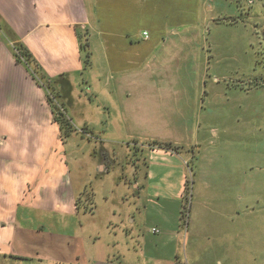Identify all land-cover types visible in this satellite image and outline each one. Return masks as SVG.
Returning <instances> with one entry per match:
<instances>
[{"label": "crops", "instance_id": "crops-1", "mask_svg": "<svg viewBox=\"0 0 264 264\" xmlns=\"http://www.w3.org/2000/svg\"><path fill=\"white\" fill-rule=\"evenodd\" d=\"M236 14L235 0H0V264H182L190 164L202 199L213 140L240 115ZM7 31L92 137L63 138ZM196 227L189 264H234Z\"/></svg>", "mask_w": 264, "mask_h": 264}, {"label": "rangeland", "instance_id": "rangeland-1", "mask_svg": "<svg viewBox=\"0 0 264 264\" xmlns=\"http://www.w3.org/2000/svg\"><path fill=\"white\" fill-rule=\"evenodd\" d=\"M235 9L236 23L243 22L233 29L236 60L241 61H236L227 84L234 87L240 115H234L227 131L220 126L213 140L211 148L217 150V156L207 162L214 166L212 180L217 188L205 194V201L198 198L197 191L194 194L190 164L187 185L192 184L186 187L180 211L182 264H189L186 240L196 223L202 245L224 246L234 264H264V0H235ZM72 124L77 133L92 137L87 128ZM94 142L104 143L98 138ZM94 157L101 158L97 153ZM127 163L124 166L131 165L129 159ZM152 229L163 232L160 226L151 227L154 235Z\"/></svg>", "mask_w": 264, "mask_h": 264}, {"label": "trees", "instance_id": "trees-1", "mask_svg": "<svg viewBox=\"0 0 264 264\" xmlns=\"http://www.w3.org/2000/svg\"><path fill=\"white\" fill-rule=\"evenodd\" d=\"M7 33L9 37L13 39L12 41L15 43L14 49H15L16 60L18 62L24 63L27 66L28 70L31 72L32 76L36 79V81L46 89L48 95V101L54 113V119L60 126L63 138L67 139L69 135L75 131V129L67 114V110L64 103L60 101V94L56 89L55 82L44 74L41 66L38 64V62L33 57L31 52L26 48V46L21 42L15 41L10 31H7ZM80 37H81V48L82 51L85 53V64L86 67H89L91 65V60H90L91 52L89 49L88 39H85V37L87 38V33L81 35ZM156 145H158V147L161 148L173 149L170 144L159 143ZM174 150L177 151V148H175ZM190 184L192 183L190 182ZM190 184L188 185L190 186ZM189 189L191 190V187H189ZM85 201L86 200H81L80 198L78 200V204L82 205L84 204Z\"/></svg>", "mask_w": 264, "mask_h": 264}, {"label": "built area", "instance_id": "built-area-1", "mask_svg": "<svg viewBox=\"0 0 264 264\" xmlns=\"http://www.w3.org/2000/svg\"><path fill=\"white\" fill-rule=\"evenodd\" d=\"M145 35L147 36V34H145ZM153 231L156 232L157 230L154 229Z\"/></svg>", "mask_w": 264, "mask_h": 264}]
</instances>
